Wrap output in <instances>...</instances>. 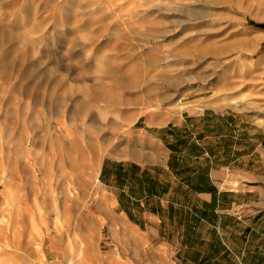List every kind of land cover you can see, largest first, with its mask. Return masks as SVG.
Here are the masks:
<instances>
[{"label":"rangeland","instance_id":"374dc122","mask_svg":"<svg viewBox=\"0 0 264 264\" xmlns=\"http://www.w3.org/2000/svg\"><path fill=\"white\" fill-rule=\"evenodd\" d=\"M192 105L194 127L228 112L234 153L256 142L264 0H0V264H185L188 224L127 229L101 172L163 161L151 135Z\"/></svg>","mask_w":264,"mask_h":264},{"label":"crops","instance_id":"0c3cea01","mask_svg":"<svg viewBox=\"0 0 264 264\" xmlns=\"http://www.w3.org/2000/svg\"><path fill=\"white\" fill-rule=\"evenodd\" d=\"M196 106L181 112L172 126L158 127L171 133L164 134L168 147L159 133L151 135L166 149L163 161L123 152L103 163L111 212L127 229L145 221V229L155 234L177 230L180 235L186 228L178 223L186 222L185 264H264V128L243 119L256 126V142L234 153L233 142L243 134L228 127L233 118L215 111L194 127ZM214 137L220 144H213ZM251 164L256 165L250 169ZM163 248L169 254L173 247Z\"/></svg>","mask_w":264,"mask_h":264}]
</instances>
